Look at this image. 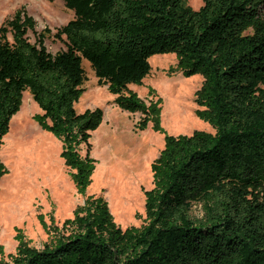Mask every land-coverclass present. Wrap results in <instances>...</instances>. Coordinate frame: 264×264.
<instances>
[{
	"label": "trees",
	"instance_id": "trees-1",
	"mask_svg": "<svg viewBox=\"0 0 264 264\" xmlns=\"http://www.w3.org/2000/svg\"><path fill=\"white\" fill-rule=\"evenodd\" d=\"M65 5L75 16L54 34L65 44L57 53L44 32L30 40L36 20L25 7L0 27V179L8 172L4 137L29 91L41 108L33 119L61 140L85 199L43 248L19 230L16 253L0 247V264H264V0H203L198 9L189 0ZM169 53L183 76H204L196 114L216 131L165 135L151 164L145 223L123 229L103 195H87L98 162L91 131L105 112L76 109L86 91L83 61L115 105L141 114L135 128L145 130L151 121L160 128L162 100L151 89L147 101L131 85L144 84L152 56Z\"/></svg>",
	"mask_w": 264,
	"mask_h": 264
},
{
	"label": "rangeland",
	"instance_id": "rangeland-1",
	"mask_svg": "<svg viewBox=\"0 0 264 264\" xmlns=\"http://www.w3.org/2000/svg\"><path fill=\"white\" fill-rule=\"evenodd\" d=\"M189 4L198 9L203 0H189ZM21 7L36 20V32H28L32 42L37 40L38 33L44 32L45 45L50 52L65 49L63 40L54 36L75 16L74 11L66 7L65 0H1L0 27ZM8 38L12 40L11 32ZM150 62L152 71L144 84H132L131 88L147 101L153 98L151 89L156 93L155 99L161 98L160 128L151 121L147 129L136 130L135 123L141 114L123 111L115 105L114 95L108 88L99 86L86 59L83 61L87 73L86 91L76 103L80 113L98 107L105 112L102 124L91 131V154L98 162L87 195H103L123 229L141 227L145 223V191L153 188L151 164L164 147L165 135L216 131L209 121L196 114L197 91L203 85L204 76L201 73L183 76L176 68L174 53L154 55ZM38 112L41 108L26 91L22 108L12 118L1 150L8 168L0 179V247L5 256L16 253L19 230L30 245L43 248L60 234L64 221L73 217L77 205L85 199L77 191L71 170L61 156V140L33 119ZM86 150L83 145L82 153ZM194 214L202 215L199 206L195 207Z\"/></svg>",
	"mask_w": 264,
	"mask_h": 264
},
{
	"label": "crops",
	"instance_id": "crops-1",
	"mask_svg": "<svg viewBox=\"0 0 264 264\" xmlns=\"http://www.w3.org/2000/svg\"><path fill=\"white\" fill-rule=\"evenodd\" d=\"M104 87H106V88H107V86H104Z\"/></svg>",
	"mask_w": 264,
	"mask_h": 264
},
{
	"label": "bare ground",
	"instance_id": "bare-ground-1",
	"mask_svg": "<svg viewBox=\"0 0 264 264\" xmlns=\"http://www.w3.org/2000/svg\"><path fill=\"white\" fill-rule=\"evenodd\" d=\"M1 1V0H0Z\"/></svg>",
	"mask_w": 264,
	"mask_h": 264
}]
</instances>
